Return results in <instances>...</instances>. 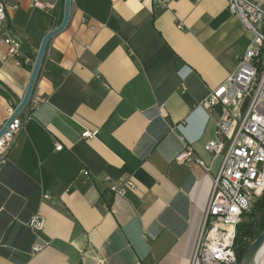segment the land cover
<instances>
[{"label": "crops", "instance_id": "obj_1", "mask_svg": "<svg viewBox=\"0 0 264 264\" xmlns=\"http://www.w3.org/2000/svg\"><path fill=\"white\" fill-rule=\"evenodd\" d=\"M40 1L54 7L2 0L0 36L31 58L64 15L65 0ZM250 36L227 0H72L36 79L41 106L0 170V264H194L221 164L204 146L223 114L199 104ZM6 52L0 43V126L33 67ZM188 146L209 171L176 162ZM128 180L125 196L109 188ZM34 214L44 230L28 226Z\"/></svg>", "mask_w": 264, "mask_h": 264}, {"label": "built area", "instance_id": "obj_2", "mask_svg": "<svg viewBox=\"0 0 264 264\" xmlns=\"http://www.w3.org/2000/svg\"><path fill=\"white\" fill-rule=\"evenodd\" d=\"M168 0H161L166 4ZM230 12L239 17L244 30L251 36L237 67L223 83L212 90L199 106L210 110L221 106L222 117L216 136L204 148L213 158L221 157V164L213 176V186L205 211L202 230L194 256V264H238L235 240L237 227L253 204L264 193V5L258 0H227ZM33 6L53 8V4L32 0ZM6 21L5 5L0 0V32ZM7 45L3 59L14 57L20 65H32L35 57L26 54L25 42L9 35L0 36ZM41 106L38 93L32 92L28 103L11 121L0 136V170L6 163L10 149L26 122L34 118ZM17 106H10L0 130L13 116ZM84 137L92 138L94 131L85 130ZM64 145L56 143V150ZM176 162L210 170L207 162L188 146L175 157ZM105 180L109 181L106 177ZM135 187L131 180L123 184H109L121 196ZM44 198H49L45 194ZM46 219L34 214L28 226L34 231L45 228ZM42 246L35 244L33 251Z\"/></svg>", "mask_w": 264, "mask_h": 264}, {"label": "water", "instance_id": "obj_3", "mask_svg": "<svg viewBox=\"0 0 264 264\" xmlns=\"http://www.w3.org/2000/svg\"><path fill=\"white\" fill-rule=\"evenodd\" d=\"M71 2L72 0H65V6H64V15L62 18V21L60 24L55 27L53 30L49 31L43 38L41 45L39 47V50L37 52V55L35 57V61L33 63L32 67V73L30 77V81L28 84V87L26 89L25 95L23 99L19 102V104L16 107V110L13 114V116L8 120L7 124L0 130V136L5 132L7 126L11 123V121L24 109L26 104L29 101V98L34 90V86L36 83V79L39 73V70L42 65V61L45 55V51L48 45L49 40L61 32L68 24L69 17H70V10H71ZM264 245V231L261 233L259 237H257L254 241H252L248 248L246 249L245 253L243 254L239 264H255V260L257 257V254L259 253L260 249Z\"/></svg>", "mask_w": 264, "mask_h": 264}, {"label": "trees", "instance_id": "obj_4", "mask_svg": "<svg viewBox=\"0 0 264 264\" xmlns=\"http://www.w3.org/2000/svg\"><path fill=\"white\" fill-rule=\"evenodd\" d=\"M245 215H247L248 220H242L238 225L237 237L235 240L238 264L249 244L264 231V193Z\"/></svg>", "mask_w": 264, "mask_h": 264}, {"label": "bare ground", "instance_id": "obj_5", "mask_svg": "<svg viewBox=\"0 0 264 264\" xmlns=\"http://www.w3.org/2000/svg\"><path fill=\"white\" fill-rule=\"evenodd\" d=\"M255 264H264V245L257 254Z\"/></svg>", "mask_w": 264, "mask_h": 264}, {"label": "rangeland", "instance_id": "obj_6", "mask_svg": "<svg viewBox=\"0 0 264 264\" xmlns=\"http://www.w3.org/2000/svg\"><path fill=\"white\" fill-rule=\"evenodd\" d=\"M251 208H252V207H251ZM243 220H244V221L248 220L247 215H245V217H244Z\"/></svg>", "mask_w": 264, "mask_h": 264}]
</instances>
